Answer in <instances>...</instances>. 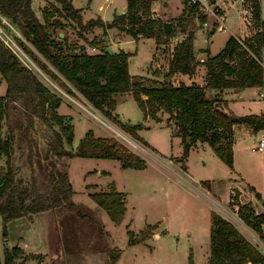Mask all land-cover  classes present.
I'll return each instance as SVG.
<instances>
[{
  "label": "trees",
  "instance_id": "16d2710c",
  "mask_svg": "<svg viewBox=\"0 0 264 264\" xmlns=\"http://www.w3.org/2000/svg\"><path fill=\"white\" fill-rule=\"evenodd\" d=\"M55 1L62 6L64 15L77 23L79 31L99 26L104 33L106 29L115 28L131 39L151 37L155 44L164 45L179 33L184 34L172 45L167 70L161 78L130 74L127 63L130 52L122 48L108 52L93 37L85 41L98 51L88 52L81 44L51 38L48 28L61 26L57 18H52L54 12L59 11L56 6L52 10L42 8L43 22H40L32 11L30 0H0V16L15 25L23 39L32 45L34 51L27 48L21 39L18 40L40 68L66 93L76 90L91 106L119 123L134 139L146 144L138 134L143 124L120 122L117 115L111 113L117 93L130 92L142 111L143 119L151 117L157 120L159 111L168 114L176 125L171 135L181 137L184 142L183 159L192 143L204 141L231 169L233 127L242 125L253 133L264 129L263 112L234 114L220 95L223 88L262 86L264 67L259 61L264 48V19L260 17L259 0H248L251 27L254 29L250 36L240 39L229 35L213 55L201 49L206 52L200 62L205 70L202 85L183 81L174 84L172 81L176 73L193 74L199 64L193 49L191 27L194 19L202 23L206 16L198 3L183 0L178 16L162 20L152 11L154 0H125L124 10L113 13L110 20L96 16L82 22L79 8L74 7L71 0ZM212 31L209 30L208 34ZM0 76L5 82L4 93L0 96V127L2 120L5 127L4 132H0V156L5 157L4 168L0 171V226L3 237H6V223L12 219L58 207L64 210L74 208L66 167L56 162L59 157L110 158L119 161L122 168L145 167V160L125 148L116 138L94 136L91 129L85 131L75 150L65 149L64 143L70 144L73 138V124L69 118L56 112L61 98L53 94L1 39ZM212 89L217 92L210 94ZM14 149L26 154V180L16 176L19 167L13 164ZM34 158L43 175L41 181L35 176ZM89 196L113 223L122 220L126 211L123 191L117 190L111 183L108 190L91 192ZM255 197L261 200L262 210L259 212L249 201L240 203L238 190L234 187L230 188L228 203L236 206L237 217L264 242V197L257 192ZM126 233L127 244L139 243L145 238L134 237L135 233L129 229ZM208 234L206 264H264V254L257 246L246 239L232 221L215 210L209 213ZM20 256L42 261L40 253L25 254L21 247L13 245L3 249L0 264H12ZM188 264H193L191 256H188Z\"/></svg>",
  "mask_w": 264,
  "mask_h": 264
},
{
  "label": "rangeland",
  "instance_id": "374dc122",
  "mask_svg": "<svg viewBox=\"0 0 264 264\" xmlns=\"http://www.w3.org/2000/svg\"><path fill=\"white\" fill-rule=\"evenodd\" d=\"M260 1L263 3L260 13L264 15V0ZM124 2L125 0H71L74 7H79L82 22L95 18L97 15L102 20L111 19L112 9L122 8ZM99 4L102 5L101 8H98ZM246 4L248 6V0ZM30 6L40 22H43L42 8L46 10H52L53 6L58 8L59 11H55L52 18H57L61 26L48 28V33L54 40L63 38L68 43L81 44L88 52H97L98 49L89 47L85 40L95 37L105 50L114 42L116 45H113L114 50L122 48L130 52L127 60L130 74L161 78V74L167 70L170 49L174 43L173 38L170 39L169 44L164 45L155 44L151 37L131 39L115 28L106 29L104 33L99 26L79 31L77 23L64 15L62 6L55 0H30ZM181 7L182 0H167L162 16L175 17L179 14ZM217 11L214 7L213 13H206V20L209 21L211 15L214 17V12L217 13ZM228 12L224 20L225 28L213 32L209 44L212 55L220 50L226 37L232 33L239 34L244 28V20L248 13L245 10L244 18L238 1L233 3ZM212 21L208 22V29H213L211 26L215 19ZM248 21H250L249 18L246 22ZM199 25L201 23L195 19L193 27ZM247 25L248 32L252 34V25L250 28L249 24ZM204 35L201 29L193 32L194 49L197 50L202 46ZM0 38L7 42L20 60L53 94L61 98L56 112L69 118L73 124V138L70 144L64 143L65 149L75 150L85 131L91 129L94 136L116 138L125 148L145 160L144 168L134 169L122 168L119 161L110 158L81 156L57 158V164L61 163L66 167L74 208L72 210H64L61 207L47 209V213L43 215L38 213L33 217L30 215L31 220L25 216L12 219L6 223V237L1 235L0 226L1 260L4 248L19 245L20 239L25 238L31 243L28 250L42 255L43 262L33 260L36 264H188V256H191L193 264H206L205 260L209 255L210 211L215 210L235 225L243 226L237 215L231 212H235L236 206H231L228 202L226 205L222 204L226 201L224 195L228 187L225 181H215L212 184L213 191L217 193H213L214 196L201 185L202 180L210 179L212 182V177L222 178L227 172L226 165L209 147H207L208 151L198 147L193 148L196 142L204 141L192 143L183 159L184 142L181 137L171 135L172 131L176 130V125L168 114L159 111L157 120L151 117L143 119L142 111L131 93H117L114 95L115 113L114 110L111 113L116 114L120 122L143 124L138 132L146 144L134 139L122 129L119 123L91 106L76 90L66 93L40 68L36 59L19 45L18 40L21 39L27 48L34 51L32 45L23 39L16 26L3 17H0ZM237 38L241 39L240 36ZM35 55L40 57L38 54ZM262 55L264 57V54ZM200 62L192 75L175 74L172 77L173 83L183 81L186 84L201 82L203 84L204 69L201 68ZM4 88L5 82L0 76V96ZM260 91L261 95L259 91L249 89L245 91L244 96L264 99V88ZM209 93L215 94L216 91L210 90ZM259 102H253L251 107L258 106ZM4 130L2 120L0 132L3 133ZM261 136H264V132L257 133L255 136L249 133L243 141L246 151L252 156L259 154V151H251L250 147L254 146ZM4 158L3 156L2 162ZM25 158V152L20 153L14 149L13 164L19 167L16 176L24 180L28 178ZM4 165L0 166V171ZM33 167L36 178L39 181L43 180L35 158ZM111 183L117 190L125 193L126 211L119 223H113L106 212L89 196L91 192L108 190ZM219 203L224 207H220ZM243 228L253 235L247 227L243 226ZM127 229L135 233L134 237L144 236L145 238L139 243L127 244ZM37 242L40 243L35 245ZM112 258H115L113 262ZM30 260L20 256L12 264H28Z\"/></svg>",
  "mask_w": 264,
  "mask_h": 264
},
{
  "label": "crops",
  "instance_id": "0c3cea01",
  "mask_svg": "<svg viewBox=\"0 0 264 264\" xmlns=\"http://www.w3.org/2000/svg\"><path fill=\"white\" fill-rule=\"evenodd\" d=\"M210 1L212 3L213 8L215 7V10H218L217 13L214 12V17H213V15H211V16L208 15L210 17L209 21H207L208 19L207 20L205 19V21L202 22L201 25H199L195 28L193 27V25H195V19H194V21L192 23V27H191L193 32L196 29H201L205 34L204 37L202 38V42H203L202 46H200L197 50L193 48L194 52H195L196 59H198L199 61H202L206 55V52L201 51V49H206L208 54L212 55L211 51H210L209 44L211 43V38L213 36V32L215 30L221 31L222 29L225 28L226 24L224 23V20L227 17V12L229 11V8L233 6V3L236 1H238V3L241 5L243 17L245 18V16H246V15H244L245 10L247 11L248 16L244 20L245 24H244V28L241 29V32H239V34L232 33L230 35H234L236 37L240 36L241 38L251 35L250 32H248L249 29H248V25H247V24H249V28H250L251 22L250 21L246 22V20L248 18L250 20V11H249V7L247 6L245 0H210ZM166 3H167V0H154L152 3V11L154 12V14L157 17H159L162 20H168V19L174 18V17L164 18L162 16L163 8L166 5ZM124 5H125V2L122 5V8L119 7L118 10H116V8H113L112 13H111V17H112L113 13L122 12L124 10ZM259 5H260V11H261V6H263V3L260 0H259ZM182 6H183V3H182ZM101 7H102V5L99 4L98 8H101ZM76 8H79V7H76ZM181 9H182V7H181ZM180 13H181V10H180L179 14ZM211 13H213V11ZM179 14H177L176 16H178ZM203 14L206 15V13H203ZM97 16H99V15H97ZM260 17L262 19H264V15H262L261 13H260ZM212 19H215L216 23H215V21H214V23H212L213 25L211 27L214 30L208 34L206 31H209L212 29L211 28L208 29L207 25H208V22L212 21ZM105 20L108 21L110 19H105ZM253 32H254V29H253ZM183 36H184L183 33H179L178 35L173 37L174 43L176 41H179L180 39H182ZM226 38L224 39V42H225ZM116 43H118V42H116ZM113 45H115L114 42L111 45H108V49H106V50L108 52L117 51L118 49H116V50L113 49V47L115 48L116 45L115 46H113ZM262 54H264V48H262ZM262 57H263V55H262ZM200 66H201V68L203 67L202 64H200ZM203 69H204V67H203ZM176 74L185 75L182 73H176ZM203 74H205V70H204ZM201 83H198V84L202 85ZM262 88H264V70H263V75H262V86H260V87H245V88H223L220 91V93H221L222 98L226 102L227 108L231 112H233L234 114L239 115V114L260 113V112L264 113V99L263 98L260 100L259 98L255 99L254 97H250L249 95H246V97L244 96L245 91H247L249 89H254L256 91H259V95H260V93H262L260 91ZM3 90H5V88ZM212 90L217 92V90H214V89H212ZM3 93H4V91H3ZM1 95H2V93H1ZM263 97H264V95H263ZM255 101L256 102L260 101L259 105L251 107V106H253V104H254L253 102H255ZM114 113H115V110H114ZM260 132H264V129L258 130L256 133H253L250 129H248L242 125H235L233 127L232 168L229 169L226 166L227 167V172H225L226 175L222 178L212 177L211 178L212 182H210V179H205V180L201 179L203 182V184H201V185L204 187V189L206 191L211 193L212 196H214L213 193L217 194L216 192L213 191L212 184L215 181H219V182L225 181L226 182V184L228 186L227 187V193L224 195V198L226 201L223 202L222 204H225V205L227 204V202L229 200L228 190L230 187H234L238 190V201L240 203L249 201L256 212H259L262 210L261 200L257 199L255 197V192L259 193L262 198L264 197L263 152H259V154L252 156L251 153L246 151V147L243 144L245 137H247L249 135V133H253V135L255 136V134L260 133ZM138 134H139V132H138ZM196 147L201 148L203 150H207V147H209V146L206 142H202V143L196 142V144L194 145L193 148L196 149ZM250 150H251V147H250ZM251 151H253V150H251ZM2 159H3V156L0 157V166L4 165V163H3L4 161L2 162ZM4 160H5V158H4ZM243 196H244V199H243ZM222 204L219 203L220 207L223 206ZM231 212H233V214L236 216V212H234V211H231ZM43 213H47V210L38 212V215H43ZM35 214L36 213L30 214V215H32L31 217H33V215H35ZM30 215H27L25 217H27L29 220H31V218H29ZM240 223H242V222L240 221ZM242 224L244 227H247L251 231V233H253V235L255 237L253 235H251L250 232H246L245 229L243 228V226H240V224H236L239 231L245 236L246 239H248L252 244L257 246V248L264 254V249L260 248V246L257 244L258 240H259L257 234L252 229H250L248 226H246L244 223H242ZM39 243L40 242H37L35 245H38ZM30 244L31 243L28 241V239L21 238L19 245H17V246L21 247L25 253H36V252L28 250ZM263 245H264V243H263ZM33 260H35V259H31L28 262V264H36ZM205 261H207V260H205ZM42 262L43 261H40L39 263H42ZM246 264H252V263L247 262Z\"/></svg>",
  "mask_w": 264,
  "mask_h": 264
},
{
  "label": "built area",
  "instance_id": "2783aa9c",
  "mask_svg": "<svg viewBox=\"0 0 264 264\" xmlns=\"http://www.w3.org/2000/svg\"><path fill=\"white\" fill-rule=\"evenodd\" d=\"M187 2L190 3H198L199 5V9L203 12V13H208V12H212L213 11V6L210 0H187ZM2 17V16H0ZM4 18V17H3ZM7 46H9L7 44L6 41H4L2 38H0ZM10 47V46H9ZM11 48V47H10ZM12 49V48H11ZM13 50V49H12ZM14 51V50H13ZM260 64L264 67V57L260 58ZM262 93H260L261 95ZM251 150H256L259 152H263L264 151V136H261L257 139V141L255 142L254 146H251ZM260 240V239H259ZM258 240V245L260 246V248L264 249V245L261 240Z\"/></svg>",
  "mask_w": 264,
  "mask_h": 264
},
{
  "label": "water",
  "instance_id": "95a60500",
  "mask_svg": "<svg viewBox=\"0 0 264 264\" xmlns=\"http://www.w3.org/2000/svg\"><path fill=\"white\" fill-rule=\"evenodd\" d=\"M186 140H188V138Z\"/></svg>",
  "mask_w": 264,
  "mask_h": 264
}]
</instances>
